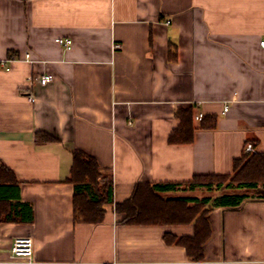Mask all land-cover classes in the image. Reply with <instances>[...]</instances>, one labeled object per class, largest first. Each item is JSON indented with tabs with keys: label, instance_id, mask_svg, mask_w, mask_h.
I'll return each mask as SVG.
<instances>
[{
	"label": "crops",
	"instance_id": "obj_1",
	"mask_svg": "<svg viewBox=\"0 0 264 264\" xmlns=\"http://www.w3.org/2000/svg\"><path fill=\"white\" fill-rule=\"evenodd\" d=\"M262 36L264 0H0V58L14 57L0 68V165L16 178L0 184V264H264V196L213 206L194 261L164 238L193 223L124 224L113 203L99 222L76 219L66 180L73 149L110 176L113 202L138 182L231 174L248 142L264 152ZM186 107L215 126L194 119L191 141L169 142ZM16 236L32 238L30 261L11 256Z\"/></svg>",
	"mask_w": 264,
	"mask_h": 264
},
{
	"label": "trees",
	"instance_id": "obj_2",
	"mask_svg": "<svg viewBox=\"0 0 264 264\" xmlns=\"http://www.w3.org/2000/svg\"><path fill=\"white\" fill-rule=\"evenodd\" d=\"M192 107L178 108L175 112L179 123L168 135L172 143L191 141L194 131ZM200 127H214L215 118L202 115ZM44 140H55L52 135L38 132ZM67 181L73 183L74 217L88 222H99L103 217L104 205L113 203L116 212L123 213L124 224H188L193 223L192 236L164 234L167 243L182 245L190 260L204 258L203 245L210 236L208 211L215 205L239 204L248 193L264 196V152L243 149L240 156L232 161L231 174H195L184 183L138 182L129 197L121 202L112 200V181L108 174L101 173L96 160L80 149L72 150V165ZM16 182L13 172L0 165V184ZM179 186L188 189L206 191L225 187L230 191L212 197L210 194L194 196H163L162 191L176 189ZM250 194V193H249ZM15 215V214H14ZM9 213L5 216L8 217ZM7 219V218H6ZM2 220V218H0Z\"/></svg>",
	"mask_w": 264,
	"mask_h": 264
},
{
	"label": "built area",
	"instance_id": "obj_3",
	"mask_svg": "<svg viewBox=\"0 0 264 264\" xmlns=\"http://www.w3.org/2000/svg\"><path fill=\"white\" fill-rule=\"evenodd\" d=\"M55 41L62 45L63 47H68L70 44V40L67 38H56ZM259 45L264 47V36H262L259 39ZM24 60H30V54L27 52L24 54V57L22 58ZM14 61V57H3L0 58V68L3 70H10L11 64ZM35 80L40 84H46L50 80H52V74L50 73H43L40 75L35 76ZM227 108H224V111ZM202 117L201 113H197L194 115V119L200 120ZM246 151L252 149V144L250 142L245 144ZM32 238L29 236H16L10 246V252L11 256L13 258L17 259H24L27 261L31 260L32 257Z\"/></svg>",
	"mask_w": 264,
	"mask_h": 264
},
{
	"label": "bare ground",
	"instance_id": "obj_4",
	"mask_svg": "<svg viewBox=\"0 0 264 264\" xmlns=\"http://www.w3.org/2000/svg\"><path fill=\"white\" fill-rule=\"evenodd\" d=\"M30 237V236H29ZM33 243V242H32Z\"/></svg>",
	"mask_w": 264,
	"mask_h": 264
}]
</instances>
